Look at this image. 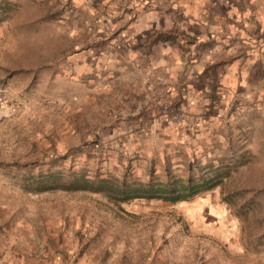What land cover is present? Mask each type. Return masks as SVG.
Listing matches in <instances>:
<instances>
[{
	"label": "crops",
	"instance_id": "0c3cea01",
	"mask_svg": "<svg viewBox=\"0 0 264 264\" xmlns=\"http://www.w3.org/2000/svg\"><path fill=\"white\" fill-rule=\"evenodd\" d=\"M26 1L36 12L24 10L18 24L40 33L38 48L45 34L57 37V64L30 53L21 68L0 69V79L21 74L25 92L57 90L54 104L69 113L63 155L80 147L91 176L144 181L164 169L184 177L210 167L251 177L245 190L264 192V0ZM164 103L181 121L160 112ZM9 207L0 202V264H193L152 246L150 232L142 240L116 228L85 233L77 215ZM214 234L230 256L252 253L238 247L237 232ZM257 253L251 264H264Z\"/></svg>",
	"mask_w": 264,
	"mask_h": 264
},
{
	"label": "rangeland",
	"instance_id": "374dc122",
	"mask_svg": "<svg viewBox=\"0 0 264 264\" xmlns=\"http://www.w3.org/2000/svg\"><path fill=\"white\" fill-rule=\"evenodd\" d=\"M34 5L26 0H0V69L3 74L4 71L10 72L12 67L14 70L21 68L20 62L30 53L31 56L35 54L34 59L38 57L47 62L48 67L57 64V59L54 58L56 54L50 45L54 40L57 41V37L53 33L45 34L47 45L38 48L37 44L41 43L40 33L25 34L21 24H18L23 18L24 10L36 12ZM8 22L12 27L19 28L11 31ZM39 26L41 25L38 24ZM9 59L13 60L12 65L9 64ZM6 79H0V162L11 164L10 166L13 163H28L37 168L54 159L63 169L83 168L91 175L92 169L86 162L87 154L79 153L80 147L72 150L70 153L73 155L70 157L63 155L70 146L68 137L63 133L64 130L67 133L69 121L66 118L69 113L62 112L57 107V90L44 91L41 88V91L25 92L21 89V74L14 75L8 81ZM36 84L37 81H33V85ZM172 173L181 174L176 170ZM225 180L227 181L222 190L246 191L244 185L252 178L234 176ZM246 189L248 195L254 196L256 219L261 220V224L255 231L241 234L240 221L225 209L218 189L199 194L189 202L175 204L160 200H134L123 203V207L116 208L119 211L116 215H110L100 211L102 203L91 196L56 190L28 194L0 174V202L10 203L9 208L14 211H24L26 208L28 212L24 214L42 217L55 213L66 220L69 216L77 215L81 220L80 228L85 233L116 228L127 232L134 239L142 240L150 232L153 236L151 241H137L140 244L149 241L157 249L167 250L175 259L177 256H184L193 264H203L204 260H209L210 264H235L234 260L241 262L237 264H251L254 257L260 259L257 252H264V244L258 248L243 241H264V192L262 188ZM227 231L237 232L240 235L238 247L252 253L242 252L236 257L230 256L227 243L214 237V233ZM250 234L255 235V238H251Z\"/></svg>",
	"mask_w": 264,
	"mask_h": 264
},
{
	"label": "trees",
	"instance_id": "16d2710c",
	"mask_svg": "<svg viewBox=\"0 0 264 264\" xmlns=\"http://www.w3.org/2000/svg\"><path fill=\"white\" fill-rule=\"evenodd\" d=\"M3 164L0 162V174L8 178L28 194H39L49 191L80 193L93 197L101 202L100 211L116 215L121 203L133 200H160L175 204L189 202L197 195L207 192L218 184H224L226 173L215 172L210 167L199 172L193 171L186 176L174 174L164 169L158 174H150L147 179H131L123 176L119 179L100 174L89 175L83 168L63 169L57 160H48L41 167L28 163ZM219 197L225 209L237 218L241 224V234L250 233L259 228L261 220L256 219L254 196L246 191H222ZM102 200H105L102 202ZM115 205L116 207H113ZM264 234V232L262 233ZM247 245L260 248L264 241H243Z\"/></svg>",
	"mask_w": 264,
	"mask_h": 264
},
{
	"label": "built area",
	"instance_id": "2783aa9c",
	"mask_svg": "<svg viewBox=\"0 0 264 264\" xmlns=\"http://www.w3.org/2000/svg\"><path fill=\"white\" fill-rule=\"evenodd\" d=\"M160 112L163 113L169 120H171L172 122H179L182 119V115L180 113V110L178 107H174L170 104L164 103L160 105ZM254 109L253 106H248V107H244L241 108V111H252ZM264 109V106H263ZM139 127L142 130L147 129L148 125H147V121H143L139 124Z\"/></svg>",
	"mask_w": 264,
	"mask_h": 264
}]
</instances>
